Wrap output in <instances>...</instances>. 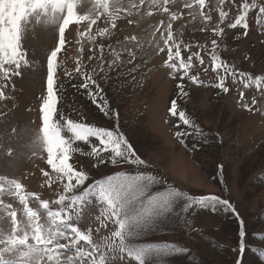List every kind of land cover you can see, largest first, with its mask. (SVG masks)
<instances>
[{
	"label": "rangeland",
	"instance_id": "1",
	"mask_svg": "<svg viewBox=\"0 0 264 264\" xmlns=\"http://www.w3.org/2000/svg\"><path fill=\"white\" fill-rule=\"evenodd\" d=\"M92 1L74 0L76 12L83 13L86 9L88 15H94L96 2L100 4L101 0ZM111 1L114 0H107L108 4ZM126 1H131L126 4L137 5L134 8L136 13L127 12V18L120 14L115 27L110 23L103 36L100 31L104 23L110 22L105 15L102 16L105 22L100 18L91 26L95 33L89 40H84L81 35L85 23L70 24L66 28L65 45L57 56L58 84L62 90L56 119L66 138L71 137L65 123L68 119L118 130L133 145L144 164L113 165L108 159L111 153L102 154L105 163L99 164L98 158L91 154V146L98 144L96 138H90L88 142L73 141V148L79 150L72 152L70 162L89 176L84 187L107 175L124 171L129 175L154 176L155 182L149 189L153 194L170 190L185 193V196L175 200L172 213L158 218L141 236L132 238L138 244L170 246L168 255L150 257L146 264H237L238 259L240 264H264V84L260 88L255 84L244 88L239 78L234 83L232 77L228 76L225 86L229 91L222 92L215 86L218 77L211 69L208 55L211 40L216 39L218 55L238 72L250 73L253 77L264 75V17H260L257 24L258 8L250 9L248 34L245 35L240 26L235 29L228 27L234 23L239 5L244 0H205L203 9L194 0H173L168 14L158 10L155 4L146 6L144 1L148 0H117L116 5L125 4ZM91 2L95 5L87 7ZM260 2L257 0L258 5ZM186 4L192 7L187 8ZM224 7L228 16L221 21L219 13ZM205 8L207 13L200 15ZM97 10L101 12L102 8L98 6ZM149 10L154 11L150 13ZM173 13L177 16L176 20L171 19ZM206 16L211 19H205ZM58 22H49L44 17L31 18L22 31L25 34L22 49L28 63H22L20 74H12L9 79L0 73V89L5 95L4 99H0V177L19 181L24 190L36 193L39 199L31 196L30 200L35 201L33 204L42 223L47 221V213L40 206V200H48L51 209H58L60 206L53 201L63 194V183L66 182H62L47 164V152L39 131V105L45 95L44 55L54 44ZM165 23L172 24L173 36L182 44L181 53L185 60L196 51L204 58L201 65L193 57V66L189 70L190 75L198 74V79L203 83H193L188 77L181 81L182 73L173 72L164 63L167 54H155L159 43L165 44L164 40L167 39ZM213 28H223L224 31L216 35ZM130 33H134V36L121 43L126 52L121 51L120 55L137 63L133 60L131 64L124 63L117 68L109 65L104 58H107L106 49L126 35L132 36ZM80 35L82 39L77 38ZM188 44L191 47L186 51L183 45ZM117 45L116 49H122L121 45ZM146 46H151L153 51L142 52ZM136 52H139V57H135ZM78 60L99 84L101 95L112 110L111 115L106 116L100 111L86 90L73 87L83 82L75 74ZM141 60L144 61L138 62ZM6 67L15 69L14 65ZM138 67H141L140 72L136 70ZM65 71L72 78L66 77ZM178 83L183 84L187 95H178ZM92 88L94 91L95 86ZM241 91L244 93L243 99L240 97ZM173 99L177 100L178 111H184L192 121L191 125H184L178 116L171 115L169 109ZM177 132H184L185 135L178 137ZM181 140L184 142L181 143ZM0 183H4L5 187L0 199L4 204H11L12 210L17 211V218L23 219L17 196L7 191V183ZM82 190L80 188L78 191ZM202 195H216L229 200L236 214L224 206L211 211L197 204L185 212V207L191 203L188 197L196 200ZM105 207L93 198L90 204L83 206L81 219L73 221L81 231H91L97 243L114 230L110 222L107 226L101 224ZM0 218L2 239L11 228L10 218L2 205ZM241 220L246 244L243 253L238 251ZM67 245L66 250H58L60 264L76 256V250L68 240ZM78 247L90 250L83 241L79 242ZM179 247L182 249L177 255ZM114 255L108 253L109 264H128L130 260L127 257L120 259L118 255L112 259ZM48 264H56V261ZM74 264H80V261L75 260ZM85 264H89L88 260ZM132 264L136 262L132 261Z\"/></svg>",
	"mask_w": 264,
	"mask_h": 264
},
{
	"label": "snow or ice",
	"instance_id": "2",
	"mask_svg": "<svg viewBox=\"0 0 264 264\" xmlns=\"http://www.w3.org/2000/svg\"><path fill=\"white\" fill-rule=\"evenodd\" d=\"M170 2L171 0H162L161 3H157V0H153V4L164 14L169 13ZM194 2L201 9L205 7V0H194ZM185 7L191 8L192 5L186 4ZM99 8L104 10L109 21L115 27L118 16L116 13L109 12L107 0H101ZM256 8H258L257 24H259L260 17H264V0H261L259 5L257 0H251V2L244 0L239 5V13L235 16L234 23L229 24L228 27L235 29L240 26L244 30V34L247 35L249 10ZM219 15L221 21H223L228 13L221 10ZM34 16L37 18L44 17L49 22L60 21L59 42L47 57L46 89L39 105L41 120L39 131L44 150L47 152V164L51 166L52 171L57 174L62 182L65 180L66 182L63 183V194L53 201V203L60 206L58 209H51L48 200H40V206L47 213V221L42 223L39 213L29 207L27 203V196H36V193H23L21 183L15 180L8 181L6 178L0 177V181L7 183V191L19 197L20 203L23 204L24 217L18 219L17 211L12 210V205L4 204V201L0 199V205L3 206L11 222L10 232L0 239V264H48V262L54 260L56 264H60L58 250L68 248V245L58 243L60 239H67L69 244L76 250L75 258L69 257L65 264H74L75 260H79L80 264H85L86 260L89 264H109L108 253L118 255L120 259L130 258L128 264H132V261H135L136 264H146L147 259L150 257L168 255L171 251L169 245L160 247L150 243L138 244L134 243L132 238L141 236L144 230L151 228L158 218L172 213L175 200L178 197L185 196L184 192L170 190L157 191L153 194L149 189L155 182L154 176L129 175L124 171L107 175L105 178L96 180L84 187L86 181L89 180V176L84 171L77 170L70 162L72 152L79 150L73 148V141L88 142L90 138H96L98 144L91 146V154L98 158L99 164L105 163V158L102 155L104 153H111L108 159L113 165L122 163L144 164V161L136 154L133 145L122 133H118V130L94 127L87 123H77L68 119L65 123L71 137L66 138L62 135L61 125L56 119L58 104L61 99L60 91L62 90V87L58 84L57 69L59 65L57 56L65 45L64 34L66 28L70 24H79L81 21L88 19L87 16L78 15L74 0H0V73L3 74L5 79H9L12 74H20L19 69L22 63H28L22 49L21 33ZM100 16L101 14L97 10L96 17L91 20L89 28L100 19ZM171 19H177L175 13L171 15ZM205 19H211V17L206 16ZM167 27V39L164 41L168 45L165 63L173 72L182 73L180 76L181 81L188 77L193 83H203L198 79V74L190 75L189 70L193 66V57L201 65L204 64V58L199 51H196L185 60L181 53L182 44L176 41L173 36L172 24L169 23ZM212 31L216 35H220L224 29L213 28ZM106 32L107 29L101 30L100 35L103 36ZM190 47V44L183 45L186 51ZM217 49V40L212 39L211 50L208 55L211 60V69L217 73L218 77L215 86L221 89L222 92L227 93L229 91L228 87L225 86V80L228 76L232 77L234 83L239 78V82L243 84L244 88H249L253 84L260 88L264 84V75L253 77L250 73L238 72L237 69L221 59ZM89 59L91 60L92 57H89ZM6 65H14L15 69L6 67ZM205 71H207L206 68ZM75 74L83 82L79 85H73V87L86 90L87 95L92 98L94 104H97L100 111L106 116L111 115L112 110L109 108L108 101L101 95L102 89L93 78V75L85 71V66L79 60L76 62ZM65 76L72 78L67 71H65ZM92 86H95L94 91ZM177 88L180 90L179 96L187 95L183 90L182 83H178ZM243 96L244 93L241 91V99H243ZM4 98V92L0 89V99ZM169 112L172 116H178L179 121L184 125L192 124L184 111H178L176 99L172 100ZM183 135H185L184 132H177L178 137ZM183 142L181 140V143ZM44 175L48 176V173L44 172ZM80 188L83 190L78 191ZM4 191V183H0V194ZM36 198L39 199L38 196ZM93 198L106 206L104 218L101 221L102 226H107L108 222L114 226V230L110 231V235L103 236L99 243L94 241L91 231L87 233L81 231L80 227L73 223L74 220L79 221L81 219L83 206L90 204ZM188 199L191 203L185 207V212L193 204H197L201 208L210 209L211 211H216L220 206H224V208L236 214V210L229 200L220 199L216 195H202L196 200L192 197H188ZM237 218H239L238 214ZM97 232H99V229H97ZM0 235H3V233L0 232ZM239 236L238 251L243 253L246 244L242 220L240 221ZM80 241L86 242L90 250L78 247ZM115 255L112 259L115 258ZM45 257H47V261H45ZM237 264H240L239 259Z\"/></svg>",
	"mask_w": 264,
	"mask_h": 264
},
{
	"label": "bare ground",
	"instance_id": "3",
	"mask_svg": "<svg viewBox=\"0 0 264 264\" xmlns=\"http://www.w3.org/2000/svg\"><path fill=\"white\" fill-rule=\"evenodd\" d=\"M114 3H115V1H114ZM93 5H95V3H93L92 4V6ZM128 5H131V4H128ZM140 26V25H139ZM149 34V33H148ZM151 36V35H150ZM139 43V42H138ZM153 43V42H152ZM135 44V43H134ZM140 45H142V43H139ZM118 46V45H117ZM129 46V45H128ZM137 46H139V45H137ZM141 47V46H140ZM139 47V48H140ZM117 48V47H116ZM121 48L122 49H120V48H118L117 50H119V51H122V52H126V50H125V48H124V45H121ZM139 48H136V49H139ZM142 49V48H141ZM143 51L142 52H147V51H153V49L151 48V46H146V47H144L143 49H142ZM137 51V50H136ZM155 51V50H154ZM130 52V51H129ZM125 54V53H124ZM131 54V53H130Z\"/></svg>",
	"mask_w": 264,
	"mask_h": 264
}]
</instances>
